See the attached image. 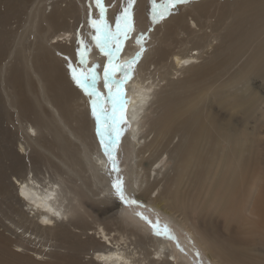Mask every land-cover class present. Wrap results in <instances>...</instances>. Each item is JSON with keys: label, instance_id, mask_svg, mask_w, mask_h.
<instances>
[{"label": "bare ground", "instance_id": "1", "mask_svg": "<svg viewBox=\"0 0 264 264\" xmlns=\"http://www.w3.org/2000/svg\"><path fill=\"white\" fill-rule=\"evenodd\" d=\"M104 3L115 32L129 0ZM130 12L133 30L109 44L120 48L116 65L142 53L124 86L129 192L162 209L187 245L217 264H238L240 240L203 220L226 217L238 224L232 236L264 245L253 220H264L263 209L238 199L253 182L255 133L246 121L264 103V0H188L155 22L152 0H134ZM99 14L95 0H0V264H189L177 244L117 205L93 97L72 73L95 69L110 107L102 72L109 57L91 25ZM217 104L239 122L222 120ZM246 256L264 264L263 251Z\"/></svg>", "mask_w": 264, "mask_h": 264}, {"label": "snow or ice", "instance_id": "2", "mask_svg": "<svg viewBox=\"0 0 264 264\" xmlns=\"http://www.w3.org/2000/svg\"><path fill=\"white\" fill-rule=\"evenodd\" d=\"M188 0H164V3L157 4L156 0H152V19L153 21L161 20L165 18V15H170V9L180 3H187ZM134 0H129L128 8L124 11L116 20V31L113 32L108 25L106 12L107 9L103 4V0H95L96 7L100 10V18L98 20L92 19L91 25L96 30V35L93 39L96 41V45L100 50L109 57V63L104 68V81L105 86L108 87L107 100L110 102V107H105L104 102L100 99L101 94L97 91V74L95 69L84 70L79 72L76 68H72L73 79L76 83L85 91L92 99V115L96 119L97 134L100 137V144L103 148V153L107 157L109 172H116L117 177L112 184L115 189L116 196L127 205L142 206L138 201L128 197L125 192L124 181L119 176V162L116 158L119 142L123 128L122 124H126L125 105L129 103L126 99L125 85L131 79L132 66L137 63V60L142 53L137 54V58L129 61L124 65L114 64L116 53L120 51V48H109V44L112 42H118L120 39L127 38L128 34L134 28V20L130 12V8ZM142 39V37H141ZM84 42L81 40V44ZM85 50L80 52V63H85ZM71 67V65H69ZM120 70L124 73L123 78L116 80L115 72ZM142 219L147 220L142 213H138ZM152 227L156 235H163L169 239H175L171 234V230L164 226L161 230L159 221L156 224H152L151 221H147Z\"/></svg>", "mask_w": 264, "mask_h": 264}, {"label": "rangeland", "instance_id": "3", "mask_svg": "<svg viewBox=\"0 0 264 264\" xmlns=\"http://www.w3.org/2000/svg\"><path fill=\"white\" fill-rule=\"evenodd\" d=\"M103 4L104 0H103ZM105 6V5H104ZM106 7V6H105ZM100 15V14H99ZM81 19H83V16H81ZM53 34L52 32L49 33V35ZM108 65V64H107ZM105 68V67H104ZM98 70H100L98 68ZM101 71V70H100ZM104 72V70L102 71ZM116 74V73H115ZM219 112V116L222 120L225 121H234L239 122L238 120L235 119L234 112L232 110L225 108L221 105H216ZM125 124L121 125V128H123V131L121 133V137L123 140H125V134H124V129H125ZM246 126L248 128V133L254 132V136H249L248 137V142L250 141L251 147L254 150L252 157V161H250V169H251V174L253 176V182L249 183V181L245 182L246 184L241 188V193L243 196H238V199L242 203L243 208H249L252 203H254V206L259 205L261 209H263L264 212V194L259 197V194L257 193V189H260L262 187V191L264 192V183L261 181V177H264V103H261L258 112L254 111V113L248 117L246 121ZM254 127H257L258 130H253ZM120 138L119 142V147L118 151L116 153V158L119 162V176L123 179L124 181V187H125V192L126 195L136 201L139 202L140 205L142 206H136V205H127L123 201H121L117 196H116V202L117 205L120 206V209L122 211H131L137 218H139L144 225H148L149 223L147 221H151L152 224H156L157 220L159 221V224L161 226V230H163L164 226H167L171 230V234L174 235L175 239H169L163 235V238H166L169 242L172 244H177L176 246L179 247L180 251L182 252V255L190 259L189 264H217L213 262V260L207 256L206 253H204L202 250H200L194 243L191 241L189 245H187L186 241L183 242V240L179 237V234L183 235L182 232H179L180 229L175 225L174 222H171L168 220L166 215L163 213L164 211L162 209H156L158 208L157 205L154 203H147V202H142L138 200V197L135 196L134 194H130L129 189L127 187L128 180L132 174L131 171V162L129 159V154L126 153L125 147L123 146V141ZM130 140L129 137H127V141ZM174 142H177L175 140ZM126 153V154H125ZM123 158H122V156ZM166 157V156H165ZM133 164V163H132ZM134 169H136L134 167ZM114 174V181L117 177V173L113 172ZM113 181V182H114ZM258 183V184H257ZM256 186V187H254ZM135 193H138L135 192ZM156 195V193H155ZM129 209V210H128ZM138 213H142L144 217L147 218V220L142 219ZM246 215L249 216L248 212H246ZM215 217L213 218V222H206L203 220V222L207 225H210V227L215 231V233H218L223 239L230 240L231 237L232 239L240 240L238 242V246L236 247L238 250L243 252L242 254L244 255V260L238 264H253V261L247 258L252 257L253 253H261L263 251L264 253V245L262 243V246L256 248H252L250 246V241H249V236H232L236 232L237 223H231L229 225H226L224 221H229L228 219H223V217H220L218 215H214ZM216 219V220H215ZM253 220L257 221V225L259 224V227L264 229V220L261 222L258 221L257 216H253ZM177 222V221H176ZM263 224V226H262ZM151 229L153 227L149 224ZM258 227V226H257ZM258 227V228H259ZM221 232V233H220ZM232 233V234H230ZM215 237V236H212ZM230 237V238H229ZM235 237V238H233ZM254 239V236H252ZM263 238V237H261ZM260 239L258 240V244L260 243ZM185 243L186 245H183ZM174 244V245H175ZM251 249H254V252L250 251ZM230 250V253H233V245L230 244V247L227 249ZM246 254V255H245ZM38 255V254H36ZM41 255V254H40ZM44 258H48V262L46 263H52L53 259L50 260V256H43Z\"/></svg>", "mask_w": 264, "mask_h": 264}]
</instances>
